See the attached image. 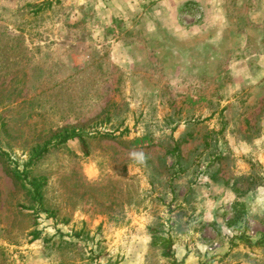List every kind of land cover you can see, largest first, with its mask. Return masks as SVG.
<instances>
[{
  "label": "rangeland",
  "instance_id": "374dc122",
  "mask_svg": "<svg viewBox=\"0 0 264 264\" xmlns=\"http://www.w3.org/2000/svg\"><path fill=\"white\" fill-rule=\"evenodd\" d=\"M152 232L264 264V0H0V264H173Z\"/></svg>",
  "mask_w": 264,
  "mask_h": 264
},
{
  "label": "trees",
  "instance_id": "16d2710c",
  "mask_svg": "<svg viewBox=\"0 0 264 264\" xmlns=\"http://www.w3.org/2000/svg\"><path fill=\"white\" fill-rule=\"evenodd\" d=\"M60 143L66 142L68 139L77 138L80 142L81 148L83 149V152L85 154H88V148H87V141L84 137V133L82 131H78L74 128L72 129H64L62 132L58 134ZM176 149L179 147V143H176L174 146ZM48 150L47 145L36 147L32 150V153L27 160V162L24 163L26 167H31L35 164V162L43 156V154ZM5 154V153H4ZM179 154L176 155L178 157ZM11 176L15 180H19L24 184V186L29 187V192L31 193L32 198L37 202V204H42V187L45 185V179L44 178H34L29 177L27 174V169H18L17 167H14L11 169ZM154 231V229H152ZM152 243L158 245L162 248V255L172 258V263L176 264V259L173 257L172 252V239L169 236H157L156 233L152 232Z\"/></svg>",
  "mask_w": 264,
  "mask_h": 264
}]
</instances>
